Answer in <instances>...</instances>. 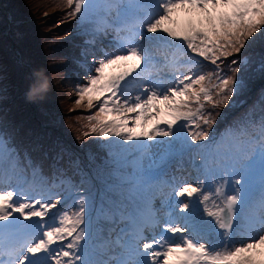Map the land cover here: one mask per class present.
<instances>
[{"label":"snow or ice","instance_id":"obj_1","mask_svg":"<svg viewBox=\"0 0 264 264\" xmlns=\"http://www.w3.org/2000/svg\"><path fill=\"white\" fill-rule=\"evenodd\" d=\"M66 5L68 16L82 17L90 0ZM176 9H199L203 19L180 25L172 18ZM106 10L116 13V50L92 56L86 82L75 86V103L87 98V106L96 108L87 116L91 126L84 136L123 141L110 160L118 200L100 215L124 226L114 238L100 239L102 230L90 238L86 197L71 209L60 207L62 198H54L51 188L64 183L61 175L45 174L30 153L21 154L15 129L9 131L3 110L8 90L0 75V264H264V99L259 118L253 113L230 125L219 140L211 139L209 129L222 113L208 110L230 106L246 87L241 74L252 64L246 49L264 43V0H108ZM153 48L170 50L174 67L192 62L176 59L175 51L185 49L214 67L174 75L167 84L148 81L142 66L152 61ZM129 60L133 63L123 71L106 73ZM259 71L264 75V57ZM128 77L139 78L135 95ZM159 104L168 117L160 122L164 126L145 128V121L162 111ZM183 129L211 164L191 182L162 181L153 163H146L151 146L145 141L168 138L185 147ZM228 137L246 147L228 143ZM257 166L261 195L253 201L246 189Z\"/></svg>","mask_w":264,"mask_h":264},{"label":"trees","instance_id":"obj_2","mask_svg":"<svg viewBox=\"0 0 264 264\" xmlns=\"http://www.w3.org/2000/svg\"><path fill=\"white\" fill-rule=\"evenodd\" d=\"M44 4L55 7V18L58 20V24L55 25L52 31H47L44 34V44H46L45 54L47 58H50L52 70L54 71L53 85L45 92L36 90L43 95L53 94L58 87V91L65 100L67 97L68 86L72 83L74 77H72V70L78 68L77 57H81L84 52L82 41L90 39L91 35L83 33L79 24V16L71 17L67 13L71 11L66 5V0H45ZM95 0H90V5L95 4ZM3 4V8L10 12L11 20L17 18L15 9L21 8V13L25 15V18L36 16L34 12H30L35 9L34 5L28 0H0V4ZM7 11V12H8ZM3 12V10H2ZM8 12V13H9ZM4 13V12H3ZM5 18L6 14L4 13ZM35 24H39L38 20H33ZM32 23V22H30ZM16 51L22 55L24 62L30 65L27 57L24 55L25 50L21 44L16 45ZM247 55L251 57L252 64L249 69L242 73L246 87L240 91L234 98L230 106L220 109L208 110L222 113L217 117V123L209 129L210 136L218 135L222 129L230 130L229 126L236 125L242 119H247L255 114L256 118H259V113L262 112V99H264V76L260 75L259 62L264 57V43L259 41L251 44L246 49ZM12 58H15V53L11 51ZM231 59V58H229ZM226 63V62H225ZM200 65V71H209L214 66L209 61H205L201 58V61L197 63ZM19 66H15L16 69L24 68L21 63ZM25 69V68H24ZM50 73V69H48ZM27 77L25 83L29 80L32 81L31 74L26 73ZM257 75V76H256ZM28 79V80H27ZM61 100L62 97L58 96ZM54 104L51 107L52 111L49 112V119L43 120L37 114L38 108L34 112H29L27 116L22 115H10L7 117L11 124L9 131L12 128L15 129V144L21 154L30 153L34 161L40 163L43 166L45 174L59 173L64 180L63 184H59L53 188L54 195L65 199L73 190H85L90 187L92 180L86 169H92L96 172L101 170L103 172L102 180L105 178V174L108 172L104 168L105 162L112 158L113 154L104 146V139L98 136V134L90 133L92 140L83 135L85 132H89L86 128V124L83 122L84 114L87 112L88 106H83V101L77 108L68 109L60 105ZM31 102L27 103L24 108H30ZM5 105H3V110ZM40 112V111H39ZM95 110L93 109V113ZM38 115V116H37ZM259 115V116H258ZM87 118V117H86ZM203 127V125H201ZM212 130V131H211ZM190 141V140H189ZM193 156L201 159V156H206L198 149L190 151ZM86 169H85V168ZM86 197L88 201V210L86 217V224L88 219V213L94 206V196L92 193H82L77 196Z\"/></svg>","mask_w":264,"mask_h":264},{"label":"rangeland","instance_id":"obj_3","mask_svg":"<svg viewBox=\"0 0 264 264\" xmlns=\"http://www.w3.org/2000/svg\"><path fill=\"white\" fill-rule=\"evenodd\" d=\"M34 5L35 9L31 10L30 12H34V15L28 18H25V15L22 14L20 5L19 9L16 8L15 12L17 18L11 20L10 12L7 14L9 15L10 19H6L4 13L2 12L3 4H0V75L4 77L2 83L8 90V100L5 104L4 112L10 115H22L27 116L29 112H34L36 108L39 109L37 114L43 120L49 119L50 114L49 112L52 111L51 107L55 105L58 106L60 97V105L63 107H67L68 109L73 108H80L76 103V93H75V86L77 84L85 83V75L88 73L89 66L92 64V56H101L102 52L107 50L109 52L115 51L116 45V33L112 29V25L116 22L115 17L116 13L108 12L106 8L96 7L98 11L91 12L89 8L86 9L84 15L81 17L80 26L92 33L95 36V43L93 44L96 47L95 50L91 49L90 51L86 52L85 56L88 59V62L81 65L80 71H73L76 74L75 83H71L68 86L67 97L65 100L63 96L57 90L53 94L43 95L40 92H35L36 90H41L45 92L47 88L53 85L54 79V71L52 70L50 58L48 59L45 50L46 44H44V34L46 32L52 31L55 25L58 24V20L55 18L56 10L55 7L52 6L51 2L49 5L44 4L45 0H28ZM108 0H105L106 6ZM177 10H180L177 12ZM211 10V9H210ZM217 11H228V9H218ZM91 12V13H90ZM6 14V13H5ZM105 16V17H104ZM108 17V19H106ZM173 20L177 21L180 25L188 24V23H198L203 19V14L200 12L199 9H194L191 11H186L184 9H176L173 13ZM38 20L39 24H35L33 20ZM108 21V22H107ZM32 22V23H30ZM168 24V22H165ZM100 27L103 30L97 31V28ZM21 44L24 48L25 56L28 59L30 65H27L24 62L22 55L18 53L15 49L16 45ZM96 45V46H95ZM11 51L15 53V58H12ZM153 52V59L149 63L148 62V70H144L141 75L146 78L147 75H150L152 78V82L155 83H165L167 84L169 81L173 79L174 75H179L176 68H179V71L183 72V64H177L175 67L172 64V52L166 49H152ZM184 51H175L176 59L186 61L184 57ZM179 55V56H178ZM168 57L166 60L165 57ZM18 62L21 63L22 67L20 69H16L15 66H19ZM133 61H121L115 65L109 66L105 71L108 74H115L120 71H123L124 68L132 64ZM147 63V62H146ZM200 65H197L194 68V72L200 71ZM204 66L201 70H203ZM50 69V73L48 74ZM139 71V70H138ZM31 74L32 81L29 80L28 83H25V79L27 77L26 73ZM260 72V71H259ZM260 75L261 72H260ZM257 76V75H256ZM264 76V75H263ZM129 78V77H128ZM127 78V79H128ZM28 80V79H27ZM135 88L139 86V78H137L134 82ZM136 92L133 93L135 95ZM85 103L82 109L86 108L87 106V98H85ZM31 102L32 105L30 108H24L27 103ZM159 103V102H158ZM161 108V112L156 114V119H151L145 121V128L150 129L153 125L160 124L161 121L168 119L165 115L163 110V104H159ZM89 108V107H88ZM93 109L96 111V108H89L86 109L87 112H92ZM86 112V113H87ZM85 111L83 121L86 124L87 130L90 129V122L87 120V116L93 113L86 114ZM30 115V114H29ZM37 115V116H38ZM129 116H134V113H128ZM107 119H111V116L106 117ZM51 120V119H49ZM131 121H129V126H131ZM160 126H164L160 124ZM137 131L140 129L137 128ZM88 139L92 140V136H86ZM162 138H156L154 141H149V145L151 146L149 149V153H152L151 160L147 162L153 163V171L157 172L158 169L164 172H167L169 176L175 177L176 180L181 181H193L194 178L199 175L200 168L197 165V161H191L192 165H188V160L185 155H181L180 158H174L165 156L161 159H157L158 156L162 154V147H161ZM110 142V140H109ZM192 170H195V175L192 176L189 174ZM100 175L102 176L103 172L99 170ZM106 188L100 190V197ZM171 191L169 187H166L164 192L168 193ZM118 200V196H112V202L110 204H105L107 210H111L115 208L116 201ZM206 219H209L205 217ZM119 225V227H117ZM123 224L116 223L114 220H102L99 218L96 224V234L102 230V236L100 237L105 239L108 238V231L112 230L115 235L119 233L117 230L118 228L123 227Z\"/></svg>","mask_w":264,"mask_h":264},{"label":"water","instance_id":"obj_4","mask_svg":"<svg viewBox=\"0 0 264 264\" xmlns=\"http://www.w3.org/2000/svg\"><path fill=\"white\" fill-rule=\"evenodd\" d=\"M2 10H3V12L6 13V17H7V19H10V17H9V15L7 14L6 10H5V9H2Z\"/></svg>","mask_w":264,"mask_h":264}]
</instances>
